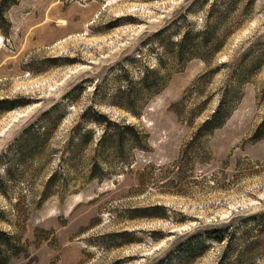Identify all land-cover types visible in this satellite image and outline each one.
Instances as JSON below:
<instances>
[{"label": "rangeland", "instance_id": "obj_1", "mask_svg": "<svg viewBox=\"0 0 264 264\" xmlns=\"http://www.w3.org/2000/svg\"><path fill=\"white\" fill-rule=\"evenodd\" d=\"M211 27H231L218 53L175 61ZM159 68L164 89L143 92ZM3 100L28 102L0 111L8 264H218L225 243L188 259L190 236L264 211V0H18L0 10ZM87 108L138 127L142 148L100 151Z\"/></svg>", "mask_w": 264, "mask_h": 264}, {"label": "trees", "instance_id": "obj_2", "mask_svg": "<svg viewBox=\"0 0 264 264\" xmlns=\"http://www.w3.org/2000/svg\"><path fill=\"white\" fill-rule=\"evenodd\" d=\"M17 3L18 0H2L0 4V10L5 12L11 6L16 5ZM236 25L237 28H239L240 24ZM231 27H228L225 33L223 32L224 36L222 38L216 35V32L214 30L216 28L212 27L207 28V30H204L198 34L202 37L200 41L195 38H190V35L188 34H184L182 37H180L177 44L173 43L171 45L172 48H174V46L178 47L176 48L174 55L175 57L173 58H175V61L178 63L188 62L194 59L207 61L209 57L218 53L223 48L227 41V37L231 33ZM255 63L259 65L260 62ZM255 63H253V66ZM162 73L163 71H161V68L156 69L152 74V81L150 80V75L148 73L145 74L144 77L140 80V85L143 88V92H161L166 85V81ZM27 103L28 102L24 100H3L0 101V111L11 110L15 107L22 106ZM172 108H174V106H172ZM52 113V110L45 111V113H43L41 117L47 119V117ZM82 117L85 120L91 118L89 120L91 124L98 128H102V132L97 141V147H99L100 151H102L103 153L107 152L110 146L112 154L116 155V157L118 158H124V153L128 146L130 147V150L135 148H142L141 142L143 141L141 140L138 127L130 125H120L119 123L113 122L106 115L100 114L94 108H87L84 111ZM213 119H215V122L218 123L223 120V118H221L220 116V109L214 113ZM210 122L211 120H208L204 125L208 126L211 124ZM31 133L32 127L27 128L24 131L23 139L26 136H30ZM49 133H51V129H45L43 136L47 137ZM93 136V131H87L84 137L85 139H83V142L78 145V149H81V147L85 146L89 141H91L93 139ZM126 136H128L129 139H126ZM96 177H98V175ZM154 210L155 212H157V210L159 209L156 208ZM144 211L150 212L153 210ZM144 211L142 215L146 216ZM152 214L154 213L152 212ZM233 222L234 221L232 220L229 221V226L223 228L213 227L208 231H203L202 233L199 232L200 234L197 233L190 236L189 240L187 241L189 242V246L196 240H202L193 247L188 259H194L198 256H202L205 253V249L208 245L210 246L211 244L213 245L225 243V249L222 252L218 264H249L250 259L259 255L264 248V211L252 216V218H249L246 221L244 220L242 226L244 225V223H248L251 225V227L250 230H245L246 232H243L241 234L238 229L234 230ZM6 237H8L6 233L0 232V264H8L11 257L18 256V247L12 245L10 242L4 241L3 238ZM237 240H240L241 245L239 250L234 251V246ZM182 261L185 262L187 261V259H182ZM163 263L164 262H160L159 264Z\"/></svg>", "mask_w": 264, "mask_h": 264}]
</instances>
